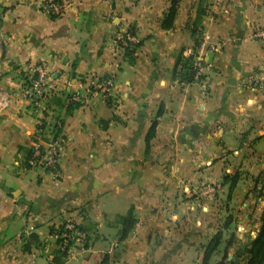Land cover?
<instances>
[{
    "label": "crops",
    "instance_id": "0c3cea01",
    "mask_svg": "<svg viewBox=\"0 0 264 264\" xmlns=\"http://www.w3.org/2000/svg\"><path fill=\"white\" fill-rule=\"evenodd\" d=\"M50 1L0 0V86L12 96L0 114V264H200L217 207L233 202L223 178L264 147V38L253 37L264 0H179L169 28L171 0H65L59 17ZM130 30L139 46L127 56L115 36ZM197 42L204 80L181 82L176 59ZM37 62L55 86L42 113L22 97ZM93 78L110 79V94L91 92ZM56 122L58 177L25 162ZM244 179L235 191L252 189ZM66 221L85 247L64 256L50 230Z\"/></svg>",
    "mask_w": 264,
    "mask_h": 264
},
{
    "label": "built area",
    "instance_id": "2783aa9c",
    "mask_svg": "<svg viewBox=\"0 0 264 264\" xmlns=\"http://www.w3.org/2000/svg\"><path fill=\"white\" fill-rule=\"evenodd\" d=\"M68 6V2L65 0L60 1H50L47 4V12L49 15L54 17H59L63 14L65 8ZM254 38L263 39L264 30H257L253 34ZM115 40L121 43L123 46H130L136 44L134 35L130 31H124L115 36ZM198 49L193 53V67L196 69V76H201V70L203 66V59L206 56V48L203 45L197 47ZM205 63V62H204ZM26 72L30 75L29 82L24 87L22 91V97L25 101L29 102L36 111L43 112V99L49 92L54 91L53 80L48 75L45 67L42 63H34L26 67ZM88 88L94 94H100L102 96H107L110 94L112 89V84L110 79H99L93 78L88 81ZM72 101H77V96L75 94L71 95ZM12 104V96L3 87L0 86V114L6 112ZM38 125L41 128L48 126V124L42 119H39ZM60 123L56 122L50 129V138L47 134L42 135L43 129L39 132L40 135H36L33 141L32 147L30 149L31 154L28 158L26 164L29 167L42 168L45 171L52 173L54 176L58 177V159L61 149V137L55 130L60 128ZM54 228L51 237L54 239L58 249H69L75 245L84 244V235L80 232L76 224L71 221L63 222Z\"/></svg>",
    "mask_w": 264,
    "mask_h": 264
},
{
    "label": "rangeland",
    "instance_id": "374dc122",
    "mask_svg": "<svg viewBox=\"0 0 264 264\" xmlns=\"http://www.w3.org/2000/svg\"><path fill=\"white\" fill-rule=\"evenodd\" d=\"M256 153L260 155L258 158L244 159V163L241 162L245 166L246 172L239 171L234 174L238 175L239 181L243 180L245 176H250L245 178L244 181L250 180L252 189L246 192L244 183H242L239 190L235 191L234 189V198L230 205H219L217 207L221 216L218 218L216 225L218 231L222 232L223 238L215 255L218 261L222 260L223 264H226L227 261L226 258L222 259L221 253L227 241L231 242V249L226 252L225 257L228 254L231 255L232 262H244V251L259 227V218L264 208V201L259 198L258 194V190L264 179V147H261ZM248 166L250 167V171L247 169ZM245 203L246 205H243Z\"/></svg>",
    "mask_w": 264,
    "mask_h": 264
},
{
    "label": "trees",
    "instance_id": "16d2710c",
    "mask_svg": "<svg viewBox=\"0 0 264 264\" xmlns=\"http://www.w3.org/2000/svg\"><path fill=\"white\" fill-rule=\"evenodd\" d=\"M178 2H179V0H171L168 13L166 14V16L163 20V26L164 27L169 28L172 25L173 17L176 13ZM52 17H54V16H52ZM130 32L132 35H134V33L131 30H130ZM191 32H192L193 36L196 34L194 32V30H192ZM198 45L199 44L197 42L195 44V47H197ZM138 46H139L138 43L132 45V47L126 46L124 48L125 55L131 56L134 53L135 48ZM193 59H194L193 55L185 57V58L182 56H178L176 59L174 68L172 70V75L177 76L178 79L184 83H188V84L201 83L204 80V76H202V75L196 76V69H194V67H193ZM71 103L72 102H70V104ZM72 104H73L72 108L77 107L76 103H72ZM68 111H70V106L68 108ZM38 128H41V126H38ZM155 128H156V121H154L152 123V125H151V127L147 133V136L145 139L146 150H148L149 142L154 136ZM55 131L57 132L56 134H58L60 132L59 129L55 130ZM33 140H35V137H33ZM25 154H26L25 162H27V160L31 154L30 149L26 150ZM26 166H27V168L29 167L27 164H26ZM238 181H239V177L237 174L232 175V176H225L223 178V184H228V192L229 193H231L234 190ZM258 194H259V198L264 201V179H263V182H262L260 189L258 190ZM120 221H121L122 225L124 226V228L121 230V235H120V238L123 239V238H125L129 229L132 227L133 220L130 217V213H129L128 217L121 218ZM76 227L80 231V229L77 225H76ZM53 231H54V228L52 227L50 230V234H52ZM222 238H223V234L221 231L217 232L216 234H214L211 237L210 241L206 244V246H204L203 256H202V260H201L200 264H210V260H211L212 256L218 251L219 246L221 245ZM83 246H84V244H83ZM230 246H231V242L227 241L226 246L224 247V250H223V253H224L223 258H226L225 254H226L228 248H230ZM58 250L62 255L65 256L68 252V247L63 249V250H61V249H58ZM244 253H245V260L241 264H264V208H263L262 213H261L260 218H259L258 230L256 231L255 236L248 243V246L246 247ZM101 264H106V260L104 259ZM215 264H223V262L221 260L220 262H217Z\"/></svg>",
    "mask_w": 264,
    "mask_h": 264
},
{
    "label": "water",
    "instance_id": "95a60500",
    "mask_svg": "<svg viewBox=\"0 0 264 264\" xmlns=\"http://www.w3.org/2000/svg\"><path fill=\"white\" fill-rule=\"evenodd\" d=\"M3 57V45L1 44V37H0V59Z\"/></svg>",
    "mask_w": 264,
    "mask_h": 264
}]
</instances>
